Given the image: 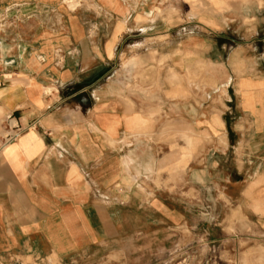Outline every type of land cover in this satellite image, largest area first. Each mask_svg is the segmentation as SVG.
<instances>
[{
    "label": "crops",
    "instance_id": "obj_1",
    "mask_svg": "<svg viewBox=\"0 0 264 264\" xmlns=\"http://www.w3.org/2000/svg\"><path fill=\"white\" fill-rule=\"evenodd\" d=\"M110 1L0 0V264L122 242L173 186L264 221V36Z\"/></svg>",
    "mask_w": 264,
    "mask_h": 264
},
{
    "label": "rangeland",
    "instance_id": "obj_2",
    "mask_svg": "<svg viewBox=\"0 0 264 264\" xmlns=\"http://www.w3.org/2000/svg\"><path fill=\"white\" fill-rule=\"evenodd\" d=\"M76 1L79 5L74 14L82 19L85 13L89 18L88 13L83 11L89 9V4L96 11L97 7L100 10L101 4L111 2ZM127 1L156 5V12L152 15L154 19H162L164 14L176 16L177 19H181V16L190 18L198 9L203 14L205 24L216 25L210 22L216 21L223 26L228 25V28L224 26L227 36L234 34L238 20L253 28L254 37L264 36V0H224L221 9L210 0ZM57 5L66 6L62 1ZM164 5L169 6L172 12H164ZM98 16L91 14L92 19H98ZM179 189L173 186L171 194L165 195L166 202L157 209L154 223L141 213L137 234L125 237L122 242L109 244L104 250L95 249L86 257L77 258L69 264H264V221L260 223L248 219L237 210L233 212L229 225L227 219H222L227 215V210H223L221 205L202 203L205 200L202 189H189L186 209L185 195L182 199ZM200 195L204 196L200 199ZM55 260L54 263L44 264H57ZM24 264H33V261L27 260Z\"/></svg>",
    "mask_w": 264,
    "mask_h": 264
},
{
    "label": "bare ground",
    "instance_id": "obj_3",
    "mask_svg": "<svg viewBox=\"0 0 264 264\" xmlns=\"http://www.w3.org/2000/svg\"><path fill=\"white\" fill-rule=\"evenodd\" d=\"M187 1L191 2V1H195V0H187ZM210 1L213 3L214 6L219 7L220 9H221V7L224 5V0H210ZM65 2L67 3V5H68L71 9L76 8V6L78 5L76 0H65ZM69 7H68V8H69ZM70 8H69V10H70ZM242 84H243V83H242ZM240 89H241V87H240ZM240 91H241V90H240ZM243 259H244V258H243ZM243 261H245V260H243ZM243 261H242V262H243ZM244 264H245V262H244Z\"/></svg>",
    "mask_w": 264,
    "mask_h": 264
}]
</instances>
